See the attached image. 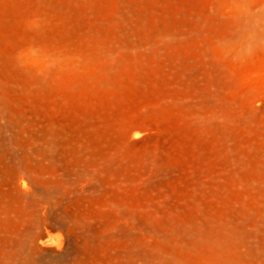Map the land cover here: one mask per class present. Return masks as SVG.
Masks as SVG:
<instances>
[{
  "label": "rangeland",
  "instance_id": "1",
  "mask_svg": "<svg viewBox=\"0 0 264 264\" xmlns=\"http://www.w3.org/2000/svg\"><path fill=\"white\" fill-rule=\"evenodd\" d=\"M0 264H264V0H0Z\"/></svg>",
  "mask_w": 264,
  "mask_h": 264
}]
</instances>
